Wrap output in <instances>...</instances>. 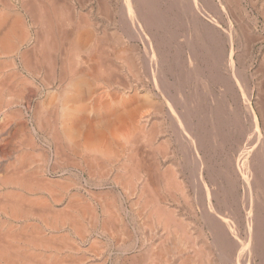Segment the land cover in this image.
I'll list each match as a JSON object with an SVG mask.
<instances>
[{
	"label": "bare ground",
	"instance_id": "bare-ground-1",
	"mask_svg": "<svg viewBox=\"0 0 264 264\" xmlns=\"http://www.w3.org/2000/svg\"><path fill=\"white\" fill-rule=\"evenodd\" d=\"M164 1L0 0V264H91L103 233L97 264H264V35L241 0L225 30Z\"/></svg>",
	"mask_w": 264,
	"mask_h": 264
},
{
	"label": "rangeland",
	"instance_id": "rangeland-1",
	"mask_svg": "<svg viewBox=\"0 0 264 264\" xmlns=\"http://www.w3.org/2000/svg\"><path fill=\"white\" fill-rule=\"evenodd\" d=\"M119 1H120V3H119ZM213 2V3H212ZM246 2V3H245ZM117 5H119V6H121L122 5V0H117ZM162 3H164V4H167V5H170L169 4V2H167V1H164L163 0V2ZM209 3V2H208ZM211 3H212V7H211V9H209V11L208 12H210V16L213 18V20H215V21H217V25H218V28L219 27H221V30H225L226 28H228V24H227V22H229V20L231 19V16H230V14L229 13H224L223 12V10H222V8H221V6H220V4L218 3V1L217 0H211ZM218 4V5H217ZM162 5V6H161ZM161 5H159L161 8H164V6H163V4H161ZM241 5L242 6H245L244 8H246L245 10H246V14H247V16L245 17V19L244 20H246V21H248L250 24H252L251 26H253L254 27V29H255V31H257L258 33H260V34H262V35H264V19H263V17L258 13V11H257V9L255 8V7H253L252 8V6L248 3V0H241ZM216 6V7H215ZM249 6H251V7H249ZM221 8V10H220V8ZM174 8L175 9H173V7H172V9L170 10V19H174V18H176L175 20H177V23L176 24H178V25H176L175 26V30H176V34H177V36H179L178 38L179 39H181V38H183V37H181L182 35H184L185 34V29H184V24H185V18L183 19V15H184V10L183 11H180V9L179 8H177V7H175L174 6ZM174 10V11H173ZM175 12V13H173V12ZM179 11V12H178ZM206 11H207V9H206ZM257 13H256V12ZM183 12V13H182ZM181 13H182V15H181ZM212 13V14H211ZM203 14V13H202ZM256 14V15H255ZM178 15H180V16H178ZM252 15V16H251ZM179 18H178V17ZM182 16V17H181ZM203 16L204 17H202V19H204L205 21H206V19H208L207 18V16L205 15V14H203ZM216 16V17H215ZM226 16H228V17H226ZM251 17V18H250ZM260 17V18H259ZM224 18V19H223ZM254 18V20H252ZM256 18H258V19H256ZM182 20H183V24H182ZM179 22H180V24H181V26H180V24H179ZM252 22V23H251ZM225 24V25H224ZM183 25V26H182ZM180 29H179V28ZM179 29V30H178ZM178 30V31H177ZM183 33V34H181V32ZM180 32V33H179ZM179 34V35H178ZM223 34V33H222ZM185 36V35H184ZM223 38H225V36H223ZM223 38H222V36H220V38L218 37V39L221 41V40H223ZM235 42H236V39L234 40ZM264 42H259V44H256V45H254L253 46V49H252V54H253V61H252V68L250 67V71L251 70H253V68L254 67H256L257 66V64H258V60H259V58H256L257 56L259 57V50H264V44H263ZM235 44H238V42L237 43H234V46H236ZM227 46V47H226ZM261 46V47H260ZM225 48L226 49H229V43L227 44H225ZM235 48V51H236V49H238V48H240V46L237 48V46L236 47H234ZM258 51V52H257ZM258 53V54H257ZM225 57H226V54H225ZM223 63H224V61H221V64H222V66L224 67V65H223ZM255 64V65H254ZM222 72H223V69H222ZM264 82H262V84H263ZM194 88H198V92L200 93V95H202V97L204 98V100H205V102H204V105H203V107L206 105V102H208V97H209V95H214V98H216V101L219 103V105L220 106H223V107H225V104L227 103V101L229 100V99H231L228 95H226L225 96V99H224V94L222 93V91L220 90V87L218 86V84H216V85H214V84H212V85H210V89H212L213 90V92H214V94H212L211 92H212V90H210V92H208V93H204L205 92V90L207 91V88L208 87H206V88H203V85H202V88H201V86H200V82H198V84L197 83H192L191 84ZM191 85L190 84H188V87H187V89H189L190 87H191ZM250 85H251V90H252V95H253V97H255L256 95H255V87H253V85H252V81L250 82ZM218 86V87H217ZM192 87V88H193ZM212 87V88H211ZM263 88V87H262ZM203 89V90H202ZM195 90V89H194ZM262 90V89H261ZM264 90V89H263ZM216 91V92H215ZM185 92L187 93L188 92V90H185ZM204 93V95L202 94V93ZM211 93V94H210ZM219 93V94H218ZM220 95H221V97H220ZM222 95H223V97H222ZM255 95V96H254ZM260 95H261V99H262V101L264 102V96H263V92L261 91L260 92ZM218 96V97H217ZM263 96V97H262ZM207 97V98H206ZM227 98V99H226ZM229 98V99H228ZM233 98V97H232ZM238 99V98H237ZM241 98L239 97V99H238V103H236V104H238V106L240 105V103H242V101L240 100ZM220 101V102H219ZM225 101V102H224ZM231 102H232V100H231ZM252 103H253V100H252ZM232 107L234 108V102H232ZM237 106V105H236ZM237 106V107H238ZM241 107H242V104H241ZM226 108V107H225ZM243 110V109H242ZM236 111H239V110H236ZM242 114H243V116L245 117L246 116V113L244 112V110H243V112H242ZM248 116V115H247ZM244 141L245 140H243V143H244ZM231 143H230V145H229V150H228V153L226 152V154H221V155H219V157L217 158V163L218 164H224L223 162V160H225L226 159V157H228V155H229V157L228 158H231L230 156H232V152L233 151H235V149H237V143H235L234 141L232 142V141H230ZM242 143V144H243ZM232 144H234V145H232ZM230 149H232V150H230ZM184 152L180 149L179 151L177 150V151H175V153L173 154V156H172V158L171 159H173V160H175V161H177V162H179V159H180V162H179V164H181V166H182V172H183V174H185L184 176H186L188 179L189 178H192L190 175L192 174L191 172H192V170H194L195 169V167H196V163H194V162H190L189 163V159L188 158H186V156L183 154ZM180 155V157H178ZM174 157V158H173ZM182 157H184V161L182 160L183 158ZM189 160V161H188ZM182 162V163H181ZM194 163V164H193ZM193 165V166H192ZM195 165V166H194ZM184 166V167H183ZM190 166H192V167H190ZM185 167H187V168H185ZM191 169V170H190ZM191 171V172H190ZM190 174V175H189ZM189 175V176H188ZM104 188H108V187H104ZM117 197V200H118V197L119 196H116ZM111 212V215H112V217L113 218H115V219H117L116 220V222L114 223V227L115 228H120V227H123V229L119 232L120 234L117 236L118 238H121V241H123L124 239H123V237H124V234H125V236H129V233H131L132 231H131V229L133 230V224H131L132 223V221H131V216H125V215H121V210L118 212L117 211V214H116V212L115 211H113V210H111L110 211ZM118 213H120L119 215H118ZM117 215V216H116ZM111 217V218H112ZM129 217V218H128ZM124 218V219H123ZM121 219V220H120ZM130 219V220H129ZM125 220H127V221H125ZM118 221H122V222H120V223H118ZM127 224L125 227H124V225H125V223ZM131 223H130V222ZM129 223V224H128ZM120 225V226H119ZM117 226H119V227H117ZM128 228V231L126 230L127 228ZM131 228V229H130ZM129 229H130V231H129ZM124 230V231H123ZM124 233V234H123ZM127 234V235H126ZM101 236H100V239H102V241H101V243H103V244H106V245H104V248H103V252H104V254L103 255H101L100 256V259L99 258H97V259H95V261L93 262V260L90 262L91 264H97V263H99V261H101V258L102 257H107V255H108V251L109 252H113V253H117L118 251L115 249V247L116 246H114V244H112L111 243V240L108 238V236H106V234L104 235V233L103 234H100ZM121 236H123V237H121ZM130 237V236H129ZM129 237H127V238H125V239H127V240H124L125 242H128V238ZM133 237V236H132ZM106 238H108V239H106ZM123 239V240H122ZM130 239V238H129ZM104 240V241H103ZM123 241V242H124ZM111 243V244H110ZM114 246V247H113ZM113 250V251H112ZM129 251H127L126 253H128ZM134 251L132 250V251H130L127 255H120L121 256V258H120V260H121V262L123 261V259H125V257L127 258L131 253H133ZM106 254V255H105ZM119 256V257H120ZM125 256V257H124ZM105 257V258H106ZM112 257H114V255L112 254ZM99 259V260H98ZM110 259H111V255H110ZM98 260V261H97ZM89 264V263H88Z\"/></svg>",
	"mask_w": 264,
	"mask_h": 264
}]
</instances>
